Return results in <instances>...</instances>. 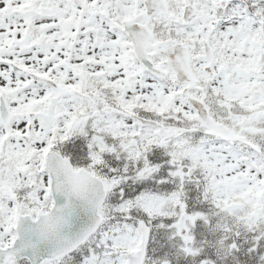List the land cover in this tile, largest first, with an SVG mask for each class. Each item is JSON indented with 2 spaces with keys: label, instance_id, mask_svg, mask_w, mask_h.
Instances as JSON below:
<instances>
[{
  "label": "snow or ice",
  "instance_id": "snow-or-ice-1",
  "mask_svg": "<svg viewBox=\"0 0 264 264\" xmlns=\"http://www.w3.org/2000/svg\"><path fill=\"white\" fill-rule=\"evenodd\" d=\"M0 264H264V0H0Z\"/></svg>",
  "mask_w": 264,
  "mask_h": 264
}]
</instances>
